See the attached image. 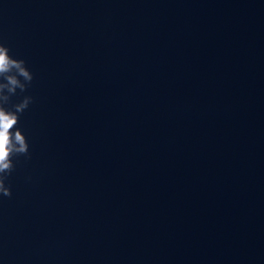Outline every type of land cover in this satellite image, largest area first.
Returning <instances> with one entry per match:
<instances>
[{
	"label": "water",
	"instance_id": "water-1",
	"mask_svg": "<svg viewBox=\"0 0 264 264\" xmlns=\"http://www.w3.org/2000/svg\"><path fill=\"white\" fill-rule=\"evenodd\" d=\"M0 43V264H264V0H0Z\"/></svg>",
	"mask_w": 264,
	"mask_h": 264
},
{
	"label": "clouds",
	"instance_id": "clouds-1",
	"mask_svg": "<svg viewBox=\"0 0 264 264\" xmlns=\"http://www.w3.org/2000/svg\"><path fill=\"white\" fill-rule=\"evenodd\" d=\"M9 52V48L0 43V196L3 197L12 195L11 186L6 181L15 169L13 158L30 157L27 138L17 125L20 115L33 102V97L23 96L11 109L6 105L11 97L24 93L34 78L26 62L13 58Z\"/></svg>",
	"mask_w": 264,
	"mask_h": 264
}]
</instances>
